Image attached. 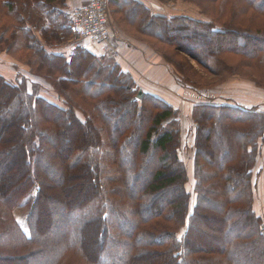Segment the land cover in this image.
I'll return each mask as SVG.
<instances>
[{
    "label": "trees",
    "instance_id": "trees-1",
    "mask_svg": "<svg viewBox=\"0 0 264 264\" xmlns=\"http://www.w3.org/2000/svg\"><path fill=\"white\" fill-rule=\"evenodd\" d=\"M157 1L207 20L107 6L202 98L186 146L178 111L112 57L54 52L72 35L65 0H0V52L32 75H0V264H264L253 210L264 111L206 96L233 77L264 92V0Z\"/></svg>",
    "mask_w": 264,
    "mask_h": 264
},
{
    "label": "rangeland",
    "instance_id": "rangeland-1",
    "mask_svg": "<svg viewBox=\"0 0 264 264\" xmlns=\"http://www.w3.org/2000/svg\"><path fill=\"white\" fill-rule=\"evenodd\" d=\"M136 1L139 3H142V5L147 7L150 14H152L154 16H164L167 18L173 17V16H187V17H190V18L195 19V20H200V21L207 20L199 12V10L195 6L183 3L180 1L171 2V3H167V4H162V3L158 2L157 0H136ZM65 3H66V7L63 8L62 11H63V13L67 14V23H70V14H71L72 10L74 8L82 6V5H79L80 3H77L76 0H65ZM156 4H158V5H156ZM161 4L164 6L165 5H169V6L164 7V10H163V7H161L162 6ZM83 5H86V4H83ZM110 10H111L110 7L108 8V6H107V15L109 18L111 31L113 33L112 29L113 28L117 29V34H115L116 35L115 39L119 40V44H121L120 42H122L123 45L127 44L131 47H134L132 45L137 43V44H140V46H142L144 43L139 42L137 40H135L137 42H133V43H125L123 41L122 37L126 36V34L122 33L121 30L119 31L118 27L115 24V21L113 20V18L110 15ZM108 11H109V13H108ZM71 34L72 35L69 36V38L67 39V41L65 43H63V45L54 49V52L60 51L64 54L68 55V54H71L77 47L84 49V50H88V51L90 49L92 50V49H94V47H96L94 45L87 44L86 42L80 40V37L72 29V27H71ZM128 39H130V38H128ZM149 43L153 44L156 48L163 49V46L161 44H159L153 40L149 41ZM129 46H127V47H129ZM146 47H148V45ZM186 47H189V46L186 45ZM148 49H150L152 51L151 53H153L154 56L156 57L155 61H157V62L161 61L162 63H164L167 66L165 61L162 59V57L159 54H157L155 52V50L151 49L150 47H148ZM190 49H192V52L196 57H199L198 51H196V49H194L192 46H190ZM182 57L183 56H181L180 59H182ZM187 59H189L188 61H189V64L191 65V67H193L195 70H200L199 66L195 62H193V60H191V58H187ZM152 64H156V63L153 61ZM27 71L28 70L24 65H19L10 56H7L4 52H0V75L5 77L6 79H8L9 82H12L16 79V80H25L26 83L30 84L29 82H31V81H30L29 77L32 78V75H30ZM172 72H173V70H172ZM173 76L176 78L174 73H173ZM45 86H47L49 88L48 85H45ZM179 86L182 89L184 88L180 84H179ZM48 88H46L47 93H45V94L42 93L43 96H45L49 100L60 102L56 98V96L50 92L51 91L50 88L49 89ZM183 90H186V89H183ZM187 91L188 90H186L184 93H186ZM184 93H182V94H184ZM217 93H219V94L217 95ZM209 94L213 95V98L222 99L226 102L236 101L235 105H238L237 101H239V100L242 101L244 99H245V103L247 104V106H249L248 104H251L252 106L260 107L264 103V92L255 89V86L253 84L246 81L245 78H241V77L231 78L230 80L225 82V84L223 86L209 90ZM172 95H173V93H172ZM189 96H191V95H189ZM180 97L183 98L184 100L187 99L189 102L193 103L194 105L196 103H198L196 101L201 100V97L196 98L195 100L188 99L187 96L185 97V95H184V97L183 96H180ZM180 97H177V96L175 97L173 95L172 99L175 101L181 102L182 100L179 99ZM194 97L195 96L193 95L191 98H194ZM242 107H246V106H242ZM180 124H181V121H180ZM192 127H194V124H192L188 133L185 131L182 132V142L185 146L192 143V138H193L192 137V133H193ZM262 142H261V144H262ZM260 149H261V146H260ZM262 157L263 156L259 151V158H258L257 164L253 170V199H254L253 210H254L255 214L257 216H259L260 218H262V220L264 221V219H263V215H264V166H263V162H262V160H263ZM181 159L183 160L185 168H186L187 172L189 173L190 172V169H189L190 168V162L193 163L192 157L190 156L189 153H186L185 151H183L181 153ZM48 174H49L47 176L48 180L53 181L55 178V175H56L54 173V171L51 169H48ZM188 189H190V192L192 191L191 187L189 188V184H188ZM16 215L21 216L22 214H21V212H19V213L16 212ZM51 232L53 233L54 229Z\"/></svg>",
    "mask_w": 264,
    "mask_h": 264
},
{
    "label": "crops",
    "instance_id": "crops-1",
    "mask_svg": "<svg viewBox=\"0 0 264 264\" xmlns=\"http://www.w3.org/2000/svg\"><path fill=\"white\" fill-rule=\"evenodd\" d=\"M77 3H80L79 5L83 4H88L90 0H76ZM158 5V4H156ZM162 5V4H161ZM169 5H162L161 7H167ZM147 8V7H146ZM113 33L117 34V29L113 28ZM128 36L122 37L123 41L125 43H133L137 42L134 39L130 38ZM126 39V40H125ZM122 44V42H120ZM119 45L121 49V54L124 57V61H116L119 62L118 64L120 65L121 69L125 72H128L134 79V81L137 83V86L143 90V91H148L153 93L154 95L160 97L161 99L165 100L168 104L172 105L175 109L178 110L179 115H180V121H181V134L183 131L187 132L190 130L193 122L190 118V113L192 106L194 105L193 103L189 102L187 99L184 100L180 96L185 95L187 96L188 99L195 100L196 98H199L198 94L196 95L193 92L187 91L184 93L186 90H183L178 83V80L173 76V72L171 70V67L169 65H165L161 61H155V56L148 47H146L144 44L140 46V44L135 43L134 47H127L126 45ZM94 49H90L89 52H91L93 55H104L102 48L98 45H94ZM111 57V56H110ZM156 64H152L153 61ZM156 87V88H155ZM256 89V88H255ZM207 92V91H205ZM176 97H180L179 99L182 100L181 102L173 100V95ZM184 93V94H182ZM203 93V92H202ZM209 93V92H208ZM195 96L194 98H191L193 95ZM219 94V93H218ZM217 94V95H218ZM191 95V96H189ZM207 97L210 96L206 95ZM202 99V98H201ZM216 99V98H214ZM186 102V103H185ZM196 102H201L196 101ZM236 101H230L227 103H235ZM237 103L241 106L247 105L244 100H239ZM256 104V103H255ZM249 106H252L251 104H248ZM263 111H264V103L262 106H260ZM193 130V128H192ZM260 153L262 154V162L264 166V140L261 144V149ZM259 158V157H258ZM191 168H192V162H190V172L191 173ZM264 219V215H263Z\"/></svg>",
    "mask_w": 264,
    "mask_h": 264
},
{
    "label": "built area",
    "instance_id": "built-area-1",
    "mask_svg": "<svg viewBox=\"0 0 264 264\" xmlns=\"http://www.w3.org/2000/svg\"><path fill=\"white\" fill-rule=\"evenodd\" d=\"M70 21L80 40L98 45L104 55L116 61H124L119 40L112 33L107 15V0H90L88 4L76 7L70 14ZM264 230V222L261 225Z\"/></svg>",
    "mask_w": 264,
    "mask_h": 264
},
{
    "label": "water",
    "instance_id": "water-1",
    "mask_svg": "<svg viewBox=\"0 0 264 264\" xmlns=\"http://www.w3.org/2000/svg\"><path fill=\"white\" fill-rule=\"evenodd\" d=\"M141 96H142V93L139 92V93H138V99L141 98ZM263 236H264V231H263Z\"/></svg>",
    "mask_w": 264,
    "mask_h": 264
},
{
    "label": "bare ground",
    "instance_id": "bare-ground-1",
    "mask_svg": "<svg viewBox=\"0 0 264 264\" xmlns=\"http://www.w3.org/2000/svg\"><path fill=\"white\" fill-rule=\"evenodd\" d=\"M107 4H108V2H107Z\"/></svg>",
    "mask_w": 264,
    "mask_h": 264
}]
</instances>
